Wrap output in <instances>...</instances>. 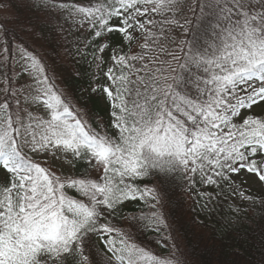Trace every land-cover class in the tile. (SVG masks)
Instances as JSON below:
<instances>
[{
  "label": "snow or ice",
  "instance_id": "1",
  "mask_svg": "<svg viewBox=\"0 0 264 264\" xmlns=\"http://www.w3.org/2000/svg\"><path fill=\"white\" fill-rule=\"evenodd\" d=\"M31 6L86 33L75 53L95 64L89 91L106 97L112 131L86 122L47 61L0 23V264H190L160 235L174 187L242 174L264 184V0ZM149 232L164 254L140 241Z\"/></svg>",
  "mask_w": 264,
  "mask_h": 264
},
{
  "label": "trees",
  "instance_id": "2",
  "mask_svg": "<svg viewBox=\"0 0 264 264\" xmlns=\"http://www.w3.org/2000/svg\"><path fill=\"white\" fill-rule=\"evenodd\" d=\"M8 2L17 14L8 25L9 38L14 41L18 38L28 46L24 38L27 39L30 34L37 32L38 37L34 35L33 38L44 41L37 44V53L47 61L51 69L49 75L58 73L60 79L56 84L63 87L62 90L68 92L72 101L85 112L86 122L93 127L99 125L98 131L105 129L111 132L106 97L102 93L89 91L91 77L96 72L95 64L90 55L81 57L75 53L76 41L83 40L86 33L78 35L75 28L67 26L64 31H60L55 21L47 23L48 19H41L47 16L31 6L37 0ZM51 27H56L57 38L53 40L48 33L45 41L41 38L45 35L41 29ZM30 28L33 29L32 32L29 31ZM119 40L120 37L114 34L112 43H118ZM83 170L79 165L77 169H73L74 174ZM174 191L175 195L164 209L169 229L160 235L174 236L181 251L189 256L192 263L264 264V244L261 243L264 240V198L261 195L252 194L256 198L254 204L243 202L235 205L229 200L231 186L223 182L214 191L200 184L196 185L195 190L189 191L181 182V186L174 187ZM200 192L206 195L201 196ZM131 207L137 212L141 209L148 210L143 203H133ZM157 239L158 235L151 232L140 237V241L150 243L153 249L157 247V252L164 254L166 250L155 243ZM193 248L196 249L195 255H189Z\"/></svg>",
  "mask_w": 264,
  "mask_h": 264
},
{
  "label": "rangeland",
  "instance_id": "3",
  "mask_svg": "<svg viewBox=\"0 0 264 264\" xmlns=\"http://www.w3.org/2000/svg\"><path fill=\"white\" fill-rule=\"evenodd\" d=\"M16 16H17L16 11L14 10V8L12 6L8 7V8L0 7V23H6L7 25H9L16 18ZM41 19L47 20L49 18L43 16ZM1 33H2V38L4 35L3 32L0 31V39H1ZM34 35H37V37H38L37 32L34 33ZM34 35L30 34L29 36H31V37L28 36L29 39L28 38L27 39L24 38V39L27 41L30 49H34L37 52L38 51V48H36L37 44H42V43H44V41L38 40L37 37L33 38ZM36 38H37L38 42H37ZM133 50L135 51L137 49H133ZM51 75L54 76L55 83H56V81H59L60 77H59L58 73H56V74L53 73ZM61 89H64V88L61 87ZM102 101L104 102V99H102ZM72 103H73V105H75V107L77 109L80 110L81 114L83 115V119H84L86 116L85 112L78 105H76V103L74 101H72ZM255 111L257 113H259L261 111H264V109L256 108ZM84 120L86 121V119H84ZM66 174H71V173H66ZM233 179L235 181L234 187L238 188V189H242L245 192V195L259 194L262 196V198H264V184L259 183L255 178H251L247 174H242L239 178L233 177ZM231 198H232L231 200L234 202V204H239L242 201L238 194H236V195L232 194ZM245 203L249 204L250 202L246 201ZM148 245L151 248L153 247V245H151L150 243H148ZM153 251L157 252L158 248L154 247ZM190 264H194V263H192V261H190Z\"/></svg>",
  "mask_w": 264,
  "mask_h": 264
},
{
  "label": "bare ground",
  "instance_id": "4",
  "mask_svg": "<svg viewBox=\"0 0 264 264\" xmlns=\"http://www.w3.org/2000/svg\"><path fill=\"white\" fill-rule=\"evenodd\" d=\"M32 30H33V29H32V28H30V30H29V31H30V32H32ZM30 32H29L28 34H26V36H27V35H29V34H30Z\"/></svg>",
  "mask_w": 264,
  "mask_h": 264
}]
</instances>
